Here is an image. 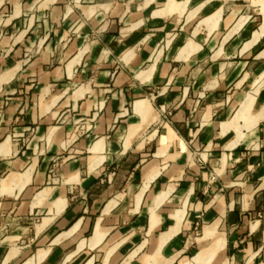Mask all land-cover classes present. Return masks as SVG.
<instances>
[{
    "label": "crops",
    "instance_id": "crops-1",
    "mask_svg": "<svg viewBox=\"0 0 264 264\" xmlns=\"http://www.w3.org/2000/svg\"><path fill=\"white\" fill-rule=\"evenodd\" d=\"M246 1L0 2V264H264Z\"/></svg>",
    "mask_w": 264,
    "mask_h": 264
},
{
    "label": "rangeland",
    "instance_id": "rangeland-1",
    "mask_svg": "<svg viewBox=\"0 0 264 264\" xmlns=\"http://www.w3.org/2000/svg\"><path fill=\"white\" fill-rule=\"evenodd\" d=\"M244 4L248 5L256 13H259V14L264 13V0H252V1L247 0L246 2H244ZM262 22H263V24L261 25V27L264 26V17L262 15H260V19H259L258 24L262 23Z\"/></svg>",
    "mask_w": 264,
    "mask_h": 264
},
{
    "label": "bare ground",
    "instance_id": "bare-ground-1",
    "mask_svg": "<svg viewBox=\"0 0 264 264\" xmlns=\"http://www.w3.org/2000/svg\"><path fill=\"white\" fill-rule=\"evenodd\" d=\"M264 33V26L260 27L259 31L256 33V37L262 35Z\"/></svg>",
    "mask_w": 264,
    "mask_h": 264
},
{
    "label": "built area",
    "instance_id": "built-area-1",
    "mask_svg": "<svg viewBox=\"0 0 264 264\" xmlns=\"http://www.w3.org/2000/svg\"><path fill=\"white\" fill-rule=\"evenodd\" d=\"M167 115H168V113L167 114H165L164 116H163V119H165L166 117H167ZM162 119V120H163ZM87 123V122H86ZM84 128H85V126H82L81 128H80V130H84Z\"/></svg>",
    "mask_w": 264,
    "mask_h": 264
},
{
    "label": "clouds",
    "instance_id": "clouds-1",
    "mask_svg": "<svg viewBox=\"0 0 264 264\" xmlns=\"http://www.w3.org/2000/svg\"><path fill=\"white\" fill-rule=\"evenodd\" d=\"M0 2H2V0H0Z\"/></svg>",
    "mask_w": 264,
    "mask_h": 264
}]
</instances>
